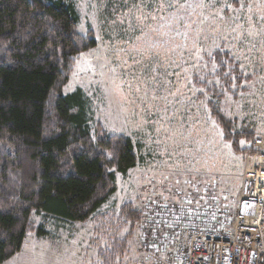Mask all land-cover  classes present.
Instances as JSON below:
<instances>
[{"label": "rangeland", "instance_id": "374dc122", "mask_svg": "<svg viewBox=\"0 0 264 264\" xmlns=\"http://www.w3.org/2000/svg\"><path fill=\"white\" fill-rule=\"evenodd\" d=\"M74 1L78 34L97 46L74 56L64 93L81 87L93 134L131 136L140 161L117 174V191L95 218L34 216L46 233L29 230L0 264L178 262L181 229L210 227V217L232 227L245 154L264 137V0ZM217 48L246 78L221 100L228 117L255 127L254 144L240 141L245 152L224 138L192 79Z\"/></svg>", "mask_w": 264, "mask_h": 264}, {"label": "trees", "instance_id": "16d2710c", "mask_svg": "<svg viewBox=\"0 0 264 264\" xmlns=\"http://www.w3.org/2000/svg\"><path fill=\"white\" fill-rule=\"evenodd\" d=\"M79 23L74 0H0V263L21 250L29 230L46 233L34 216L95 218L117 191V174L140 161L131 136L93 134L81 87L64 93L74 56L97 46L78 34ZM233 62L217 48L192 79L224 138L245 152L240 141L254 144L255 127L228 117L221 101L246 79Z\"/></svg>", "mask_w": 264, "mask_h": 264}, {"label": "built area", "instance_id": "2783aa9c", "mask_svg": "<svg viewBox=\"0 0 264 264\" xmlns=\"http://www.w3.org/2000/svg\"><path fill=\"white\" fill-rule=\"evenodd\" d=\"M239 211L230 229L212 224L178 233V262L161 264H264V137L245 154Z\"/></svg>", "mask_w": 264, "mask_h": 264}, {"label": "snow or ice", "instance_id": "6c2138e0", "mask_svg": "<svg viewBox=\"0 0 264 264\" xmlns=\"http://www.w3.org/2000/svg\"><path fill=\"white\" fill-rule=\"evenodd\" d=\"M177 183H179V181H177ZM189 203H191V201H189Z\"/></svg>", "mask_w": 264, "mask_h": 264}]
</instances>
